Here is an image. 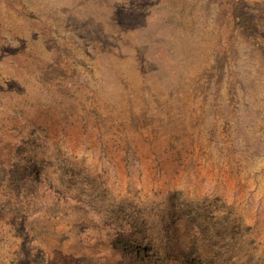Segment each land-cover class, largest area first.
<instances>
[{"label":"rangeland","instance_id":"1","mask_svg":"<svg viewBox=\"0 0 264 264\" xmlns=\"http://www.w3.org/2000/svg\"><path fill=\"white\" fill-rule=\"evenodd\" d=\"M235 1L0 0V264H124L117 222L182 251L180 206L203 257L264 264V0L262 50Z\"/></svg>","mask_w":264,"mask_h":264},{"label":"trees","instance_id":"2","mask_svg":"<svg viewBox=\"0 0 264 264\" xmlns=\"http://www.w3.org/2000/svg\"><path fill=\"white\" fill-rule=\"evenodd\" d=\"M242 7V1L236 0L233 8V18L235 26L238 28H241L244 33L248 36L250 40L253 41V43L259 48L263 49V47L254 39V27L250 24V22L247 20L246 16L241 12ZM21 146L18 147L16 157L18 160L23 161L22 167H26L28 170H32V176L33 178H36L35 175L39 173V169L36 166V164L28 159L27 155L21 154ZM23 155V156H22ZM21 164L18 165V162L15 164V167L13 166L11 169L7 168L6 166H3L0 164V180L8 179L12 180L13 177L21 171V168H19ZM42 178V177H41ZM40 180V179H39ZM23 182L26 183V179L23 178ZM40 183V182H38ZM180 215L175 218L174 222H177L181 220V218L184 219L186 222V235L189 239V242L187 244V248L185 250H182L181 244L174 243L173 235L175 236L176 232L171 229V233L173 235H169L170 239L169 246L166 247L163 252L161 253V250L157 249L156 246L150 245L146 238V225H136L134 221L129 223V225H125L124 223H118L117 222V229L119 228V231L117 234L113 237V244L115 247L122 251L123 254H125V262L124 264H223L222 261H215L212 258H205L202 256V245H199L198 240L196 239V229L194 227V221L199 219L202 214L200 211L197 212L192 208H185L180 206ZM119 211V210H118ZM117 211V212H118ZM121 211V210H120ZM120 215V213H119ZM129 221L131 220L130 215H128ZM112 219H115L114 216L111 217ZM215 221V218L212 219ZM204 221V220H203ZM225 221L230 222L231 220L225 216ZM176 224L172 225H166V229H170L171 227L175 226ZM231 224V222H230ZM209 226V225H208ZM158 227V225H156ZM245 228V227H244ZM214 231L215 234L211 236L213 237H220L222 234V230L217 227V225H214V222H212L211 226L206 227L204 231H201L202 240L206 241L207 236H209L211 231ZM246 230H248L246 228ZM245 231V229L243 230ZM226 236L229 235V238H236L237 235H242L241 232V225L236 224L234 226H230L227 228V231L225 232ZM228 237V236H227ZM242 237V236H241ZM170 242H172L173 246H170ZM147 246V249L145 248ZM149 247H152L149 250ZM170 247V248H169ZM224 249L227 252V255L230 254L231 249L229 247L225 246ZM125 251V252H123ZM152 251V252H151ZM174 253V254H173ZM200 262V263H199Z\"/></svg>","mask_w":264,"mask_h":264}]
</instances>
